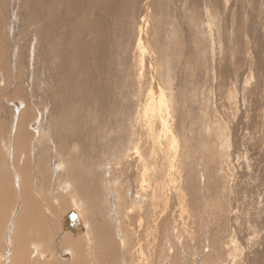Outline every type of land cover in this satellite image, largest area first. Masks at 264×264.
<instances>
[{
    "label": "rangeland",
    "instance_id": "1",
    "mask_svg": "<svg viewBox=\"0 0 264 264\" xmlns=\"http://www.w3.org/2000/svg\"><path fill=\"white\" fill-rule=\"evenodd\" d=\"M100 1L105 13L98 12L94 17L95 26L91 23V20L93 21L91 17L89 23L77 27V21H80V16L83 15L82 11L66 18L64 27L58 26L47 40L57 53L52 56L53 60H47L46 54L42 51L46 48L44 38L40 39L36 34L33 36V26L30 25L27 30L30 34L27 32V35H24L26 39L16 36L21 33L18 30L21 28V26L18 28L21 22L17 10L22 0H0V21L3 19L0 22V30L5 29V32L0 31V33L2 32L6 39L0 44L3 50L0 56V186L3 188L0 189V194L3 196L2 198L0 196V235L2 234L0 245L5 244L1 251L3 253H0V258L1 255L3 257L0 264H10L12 247L9 239L13 235L11 233L14 230V219L19 211H22V218H19L22 229L18 237L22 240L24 238L28 243L23 249L24 252L26 251L23 262L17 261V264H28L29 261L32 264L57 262L73 264L74 260H69L72 249L68 245L71 244L67 246L63 244L71 242L75 245L78 240L82 242V251L89 262L91 258L87 248L89 239L86 237V231L90 226L95 233L99 249H97L98 263L107 264L109 261L110 264V260L105 261L101 258L104 253L100 248L102 240H99L96 234L98 220L108 226H106L107 230L114 240L115 252L113 251L112 257L114 255L115 257L114 262L111 261L112 264H134V261L138 260L135 256L140 250L144 251V253L141 251V261L144 263L143 258L147 255L150 264H157L158 260L160 262L158 264H183L185 261L189 264L195 251H199V255L203 252L200 247L192 251L190 244L175 246L173 237H170L171 233L167 229L164 231L162 227H159L158 233L154 234L153 239L157 238L156 241H152V236L148 237L144 232L145 210L141 212L140 218L135 214L131 215L128 212L130 200L115 198L114 190L126 197L140 190L130 185L132 177L136 174L133 150L137 145L136 140L140 141L137 136L131 134V129L135 128L131 123L132 104L136 103L138 97L141 99L139 102H142L151 87L155 90V82L158 87L165 90L171 104L174 103L170 117L174 122L173 128L178 133L177 146L167 141L168 145L164 150H168L162 153L160 167L166 173L168 160L177 158L174 162L180 177L176 182L181 177L190 176L186 188H183L182 184L176 185L177 189H181L178 193L183 196V205L179 200L180 195L177 198L172 197L159 219H164L163 224L166 221L167 227L169 222L173 224L174 219H176L175 224L185 223L188 227L195 226L196 229L202 228L203 224L205 230L201 229V232H195V235L203 237L205 242L215 233L218 219L225 223L227 230L236 222L241 225V232L237 233L239 240L246 237L256 239L260 233L256 226L264 221V9L259 8L260 14H256L252 0H225L224 4L222 2L217 6L218 8L213 5L211 13L205 5V2L209 3L208 0H149L151 7L146 9V5L140 0L130 21V26L133 29L137 28L139 17L144 12L149 21L146 26L149 36L144 43H147L150 53L148 52L140 62L130 52L136 44V39H129L125 43V38L112 40L106 35L108 28L111 31L116 28V32L120 33L122 28L120 26L125 25L130 17V14L125 16L122 12L131 9L133 5L129 2L125 5H122L123 3L115 5L114 0ZM210 1L211 5L212 0ZM37 11L36 8H32L35 22H43L44 14H39ZM258 15L259 19H257ZM22 16H26V10L22 12ZM112 20H118L122 24L117 22L114 25ZM74 21V28L82 41V53L90 54L97 48V39H101L104 43L99 54L104 55V58L99 62H103L114 72L112 75L110 71L104 70L96 82L97 87L90 83V95H80L76 105L84 102L89 107H79L75 112L66 113L60 120L57 117V110L63 109L61 98L69 99L67 89L64 90L61 86L62 82L65 80L69 85L78 76L91 79V72L82 68L90 65L91 59L81 60L71 57L81 53H70L67 31ZM254 22L257 25L252 30L251 26ZM28 39L30 42H24ZM258 40L263 47L261 69H257L254 52ZM20 44L26 46H21L25 47L21 58L18 57ZM36 44H39V48ZM34 46L37 47L36 54L44 58L40 63L35 62L36 55L32 51L35 50ZM47 67L49 69H45ZM17 69L21 75L17 74ZM99 89L104 96L103 104L95 98ZM27 103L33 115L24 114ZM149 119L154 122L159 119V112L152 105ZM19 121L21 126L18 127ZM56 122L61 123V128L69 136L73 135L77 139L78 147L87 146L90 157L80 159L90 165L82 169L92 174L89 188L95 192L92 197L93 204L104 205L105 196L108 205H111L108 215L112 219L106 215L103 208L95 211L88 207L84 217L79 216L77 213L80 212L76 210L77 206L70 198L66 205H61L59 201L61 197L57 196L60 192L52 188L54 177L46 195L47 201L51 204L49 202L45 204L43 201L38 206H33L29 202L25 206L26 201L23 205L22 180L28 184L26 194L28 192L33 195L41 194L37 189V185L40 184V172L34 165V153L40 155L41 165L46 167L44 170L46 174L56 168L58 171L57 155L53 149L46 152L38 148L40 133L38 127L43 126L46 130L50 123ZM18 129L27 134L20 143L26 142L25 148L29 149L30 166L23 163L25 151L17 144L19 139L15 137ZM48 143L51 145L50 142ZM139 144L141 145L142 142L140 141ZM13 145L21 151L16 157L13 154ZM176 149L183 154L180 159L177 155L175 158L170 156ZM142 155L148 157L146 149L144 153L142 151ZM49 159L50 165L45 161ZM68 160L72 161L71 158ZM188 164L192 170L189 172L190 175H187ZM22 173H26L24 178V175H20ZM102 177L104 178L100 181ZM140 177L142 179V175ZM163 177L167 179L168 176L164 174ZM189 182L191 184L188 189ZM135 198L134 204L138 202L140 196L136 195ZM86 205L84 202L83 208ZM142 206L143 203L140 209L135 208L136 212L141 210ZM180 208L181 211L183 210L181 213ZM10 212L12 213L9 214ZM71 213L77 214L78 217L72 220L69 217ZM139 213L140 211L137 212ZM88 215L93 220L86 224L84 218ZM29 224L33 225L34 230L28 234ZM118 224H121L123 232L128 236V242L123 243L121 232H117ZM130 227L134 229L132 235L129 233ZM261 232L264 234V228ZM34 236L39 237L42 242L35 240ZM67 236L71 241H65ZM148 240L149 242L145 244ZM191 241L192 238L189 242ZM34 242L37 243L36 247L32 246H35ZM39 243L42 252H38ZM160 246L165 253L162 254V250L161 253L159 252ZM151 250L155 253H151ZM68 251L71 254L67 253ZM57 258L59 261L56 262ZM84 261L87 263L86 260ZM98 263L94 262V264ZM262 263L264 264V258Z\"/></svg>",
    "mask_w": 264,
    "mask_h": 264
},
{
    "label": "bare ground",
    "instance_id": "2",
    "mask_svg": "<svg viewBox=\"0 0 264 264\" xmlns=\"http://www.w3.org/2000/svg\"><path fill=\"white\" fill-rule=\"evenodd\" d=\"M109 1H112V0H109ZM114 1H115V5L122 4V3H123L122 5H125L126 3L129 2L133 5V7L129 10H124L122 12V14L125 16L130 14V17L128 18L129 21L126 20L125 25H123L122 22L119 21L122 24V26H120V27H122V28H120V33L116 32V30H115L116 28L115 29L113 28V31H111V29L108 28L106 30V32L108 34H106V35L108 37H110L112 40L125 38V43L129 39L130 40L136 39V44L132 47L130 52H132V55L136 56L139 59V61L142 62V59H144L149 52V48L147 46V43H144V42H146V38L149 36L147 34V30H146V26L149 22L148 18H147V14L144 12L145 14L143 13L142 15H140L139 20H138L139 21L138 27L133 29V27L130 26V21L133 19L134 13L136 11L135 7L140 0H114ZM142 1H143L144 5H146L145 6L146 9H147V7H151L150 6L151 3H149V0H142ZM208 1H209V3L211 2L210 0H208ZM252 1H253V4H252V2H251V4L254 6L256 14H260L259 8L264 9V0L263 1L252 0ZM100 2H101L100 0H22V4L20 3L21 6L18 7V10H17L18 17L20 16L19 21L21 22V25H18V28H19V26H21V28H19L18 30H20L21 33H20V35H16V36H19V37L20 36L24 37V35L26 36L27 32H28L27 30H29L30 25L33 26L32 27L33 29L31 28L32 32L34 33L33 36H35V34H36V37H38L40 39L44 38L46 48L42 49V51L44 54H46V57L48 58L47 60H53L52 56H54V54H56L57 52L55 51L54 48H52L48 44V41H47L48 38L54 34V31L58 28V26L64 27V25L66 23V18L74 16L75 12H78V13L80 11L83 12V15L80 16V21H77V27H79L80 25H82L84 23L85 24L89 23L91 17L93 18V21L91 20V23L95 26L94 17L97 16L98 12L100 14L102 11L105 13ZM222 2L224 4L225 0L224 1L223 0H212L211 5L209 3L207 4L206 2H205V5H206L207 10H210L209 13H211V7L214 5L216 8H218L217 6L221 5ZM105 7H107V6H105ZM32 8H36L38 10L37 13L44 14L42 17V20H44L43 22H39V23L35 22V16L32 14ZM25 10H26V16H22V12H24ZM257 19H259V15H258ZM2 21H3V19H2ZM2 21H0V22H2ZM251 21H252V19H251ZM4 22H5V20H4ZM111 22L114 25H116L118 20H112ZM255 22L251 26L252 30L256 28L257 24H255ZM74 24H75V21H74V23H72L69 26L68 31H67L68 41H69V45H70V53L71 54H74L76 52H81V53L73 55L71 57L74 59L80 58L81 60H82V58H85V59L90 58L91 59L90 65H88L86 67H82V68L87 69V71L91 72L90 73L91 79H89L88 77H85V76H78L69 85L67 84V82L65 80L62 82L61 86L64 88V90L67 89L66 92L69 94V99L66 100L65 97L61 98L63 109L61 111L57 110V117L60 120H62L64 118V115L66 113L75 112L79 107H86V106L89 107V105H87L84 102H82L80 105H76L80 95L81 96L90 95V92H91L90 83L95 84L97 87L96 82L100 79L104 70H106V72L110 71L112 75L114 72L109 67L105 66L103 62H99L100 60H103V58H104V55L101 56L99 54V50L101 49V47L103 46V43H104V42L103 43L101 42V39H97V48L94 49L93 51H91L90 54L85 53V52L82 53L83 52L82 41H81L79 33L74 28ZM5 26L6 25H4V27ZM2 27H3V25H2ZM4 30L5 29H2L0 31L5 32ZM8 31L9 30H7V32ZM109 32H110V34H109ZM128 34H129V37H128ZM7 35L9 36V34H7ZM257 35L261 36L259 34H257ZM8 36H6L7 39H8ZM29 37L30 36H28V38ZM4 39H5V36H3L1 34L0 44L2 42L4 43L6 41V39L5 40ZM23 39H26V38L24 37ZM261 39H263V38H261ZM29 40L30 39L25 40L24 42L27 43V41H29ZM123 43H124V41H123ZM38 45L39 44H36L37 47H38ZM21 46H25V45H23V44L19 45V48H18V50H19L18 57L19 58H21V53L25 50V47H26V46L25 47H21ZM37 47L34 46L35 50H32L36 55V58L35 57H33V58H35L36 63L37 62L40 63V60L41 59L43 60L44 58L39 57V54H36V50H37L36 48ZM0 50H1V48H0ZM1 52H3V50L0 51V56L2 55ZM254 52H255L256 59H257V62H256L257 69H261L262 63H263L262 59H261V56L263 53V47H262V43L260 40H258V43H256V49ZM50 57H51V59H50ZM33 68H35V65ZM40 68H41V71H43V66H41ZM45 69H49V67H47ZM38 73H39V71H38ZM17 74L21 75V73L18 72V69H17ZM98 76H99V78H98ZM17 78H19V77H17ZM155 87H156V89L154 90L153 89L154 87L150 88V86H149L148 87V88H150V90H148L149 93L146 92L147 96L144 98V100H142V102H139L141 99H139V97H138L136 99V103L132 104L133 109H132L131 123H132V125H134L135 128L133 127L134 129L133 130L131 129V134L138 137V140H140L142 142V144H141L142 146L139 144L140 141L138 142L136 140L137 145L135 146V150H133V152L135 154V159H136V162L134 164V171L136 174L132 177L130 185L132 188H134L136 190L140 188V190L138 192H133L129 197H126L125 195L120 194L116 190H114L115 191V198L120 199V200L121 199L122 200H130L128 212L131 215L135 214V215H137V217L140 218L141 212H143L145 210L146 217H144V220L142 219L145 223L144 232H145L146 236H148V237L152 236V241L154 240L153 238H155L154 234L158 233V228L162 227V228H164L163 229L164 231L167 229L169 231V233H171L170 237L171 236L173 237L172 239L174 240L175 246L177 244H179L180 246H181V244H185V245L189 246V244H190L192 251H195L196 247L202 248L203 252L200 255H199V251H195L196 253L193 255L192 260H190L191 263H189V264H263L262 260L264 258V255H263L264 254V234H262L261 230L264 228V221L261 224H259L258 226H256L260 232L257 235L256 239H253V238L249 239L246 237V238H241V240H239L237 233L241 232V230H240L241 225H238V223L236 222L235 224L231 225V227L227 230L225 227V223L222 220L218 219L216 221V225H215V233L210 238L208 237L207 242H205L203 237L195 235V232L199 233V231L201 232V229L205 230L204 229L205 227L203 224H202V228L196 229L195 226L188 227L185 223L175 224L174 222H176V219H174L173 224L171 222H169V224H168L169 226L167 227L165 225L166 221L163 224L164 219H159V217H161L160 215H163V212L168 207L169 200L172 197L177 198V196L180 195L181 198L179 199V197H178V199L182 201V205H183V199H182L183 196L180 193H178V192H180L181 189H177L176 185L182 184V187L186 188V184L190 180V176L189 177L184 176L183 178L181 177L182 179L180 178L176 182L177 178H179L180 175H178L179 171L177 170L176 163L174 162V160L177 159V158H175L176 155L179 159L181 158V156H183V154L180 153L179 151H177V149L174 150V153H172V154L170 153L171 154L170 156L172 158H175V159L174 160L173 159H170V160L167 159L168 164H167L166 169L168 171L166 173H164V171L160 167L162 164V161H161L162 153L164 151L168 150V149L164 150V147H166L168 145V143H171V145L177 146L178 133L176 132V130H174V128H173L174 122L172 121V117H170V115L172 114V109H173L172 105H174V103L171 104L172 102L170 101V98L167 96L165 90H163L162 87H158L156 82H155ZM63 95H65V93ZM93 97H95V96H93ZM95 98L98 99L100 104L104 103V96H103L101 89H99V93L96 92ZM138 102L140 103V107H139ZM150 103L159 112V119L156 122L151 121L149 119V116L151 114V105H149ZM142 104L144 106H142ZM142 107H143V109H142ZM30 111H31V108L27 103L26 108L24 109V114L30 115L29 114V113H31ZM31 115H33V114L31 113ZM17 119L19 120V115H18ZM154 123H157L159 125H155ZM19 126H21V121H19L18 127ZM54 126H55V128H54ZM38 128L40 131V133L38 135V137H39L38 148H40V150L46 151V152L52 151V149H53L54 153H56V155H57L56 156V165H58L59 168H58V171L56 168L53 172L46 174L44 171V170H46V167L41 165L40 155L36 153L37 154V156H36V154L34 153V155H35L34 165H35L36 169L40 172V179L38 178L40 180V184L38 183L39 185H37V189L42 194V197H40L41 194L33 195L32 193L30 194L29 192H28V194H26L25 190H26L28 184H25L24 181L22 180L23 184L21 185V187H22L23 205L26 201L27 202H26L25 206H27L29 202L33 206H38V204L42 203L43 201L45 202V204H46V202L50 203V201H47L46 195H47V192L49 191V189L51 188L50 182H51V180H53V177H54L55 182L52 181V188H53V190H57L56 192H60V193H58L57 196H58V198H59V196L61 197V199L59 200V201H61V205H63V204L66 205L65 203L70 201L69 200V198H70V199H72V202L75 203L74 205L77 206L76 210L80 212V213H77V214H79V216L84 217L88 207H90L92 210H95V211L103 208L104 212H106V215L109 216L108 213L110 212V209H111L110 206L111 205L110 206L108 205L105 196H104V205H101V203L93 204V201H92V197L95 194V192L90 190V188H89V183L91 182L92 174L88 170L82 169V168H88L90 165L88 162H84L80 159V158L90 157V154L87 152V146L83 145L81 147H78L77 146V139L75 137H73V135L69 136L66 133V131L61 128L60 122H56L54 124L50 123L49 128L46 127V130L43 129V126H39ZM48 135H49V138H47ZM26 136H27L26 133H24L20 129H18L15 137H17V139H19L17 141V144L21 147V149H23L25 151V153H24L25 160L23 163L29 165V164H31V160H30V156H29V149L25 148L26 142L23 144L20 143V140L25 139ZM168 140H169V142L167 143ZM48 142H50L51 145H49ZM144 149L147 150V156L148 157H146V158L144 157L145 155L144 156L142 155V151L144 153ZM170 149H171V147H170ZM75 150H76V152H74ZM19 152H21V151L17 150L14 146V150H13L14 157L20 155ZM49 155H50V159H51V153H49ZM164 155H163V157H164ZM185 155H187V154H185ZM68 158H71L72 161L69 162ZM50 159L45 160L46 163H48L49 165H50V162H49ZM178 165H179V163L177 162V166ZM149 168H150V170H148ZM187 168H188L187 169V175H188L189 172L192 170H191V166L189 164H188ZM51 169H52V167H51ZM27 172H28V170H27ZM24 174H26V173H22L20 175L23 176ZM164 174H165V176L167 174V176H168L167 179H165L163 177ZM140 175H142V179H141ZM174 175H176V177H174ZM22 176H21V179H22ZM25 176L26 175H24L23 178ZM103 178L104 177H102L100 179V181L103 180ZM4 181H6V180H4ZM175 182L177 184H175ZM180 182H182V183H180ZM189 184H191V182L188 183V189H189ZM0 189H3V188H1V186H0ZM0 193H1V191H0ZM136 195H139L140 198H139L138 202L136 204H134V202L136 201V198H135ZM0 196H1V198L3 197L2 194H0ZM4 196H6V195H4ZM72 196H73V198H71ZM37 201H39V202H37ZM84 202L87 204L85 208H83ZM141 203H143V206L141 209L142 211L139 210L140 213L137 214V212H139V211L136 212L135 208L140 209ZM178 203H179V201H178ZM48 204H47V208L49 207ZM54 205H52V206H54ZM182 205H181V207H182ZM114 207H117V205L116 206L114 205ZM181 209L182 208H180V213L183 211V210L181 211ZM46 210H48V209H46ZM37 211L40 212V210H37ZM11 213L12 212H10L9 214H11ZM17 214L18 215H17L16 219H14L15 222L13 220L14 224L12 222V224L14 226V230L12 231L11 234H13L14 236L12 235L11 238L9 239L10 240L9 244L12 247V254H11L10 259H9L10 264H14V263L17 264L18 262L19 263L23 262L25 252H26V251L24 252L23 249L26 248V245L28 243L27 241L24 240V238L22 240L21 237H18V234L20 233V230L22 229V224L20 223V220H19V218L20 219L22 218L21 217L22 211H19V213H17ZM72 214H73L74 218L76 216L78 217L77 214L71 213L69 215L70 218H71ZM43 215H45V214H43ZM219 215H221V214L219 213ZM116 216H117V214H116ZM109 217L112 219L111 216H109ZM74 218L72 220H74ZM118 218H119V216H118ZM91 220H93V218L90 215L85 216V218H84V221L86 224ZM118 222H119V220H118ZM106 226L107 225L104 222H102L101 220L96 221V227H98L97 228L98 233L96 232V234L98 236V239L102 240V243L100 242V244L103 248L102 247H100V248H101L102 252L104 253V254H102L101 258H104L105 261L110 260V264H112L111 261H113L114 257H115V255L112 257L113 251L115 250V244H114L113 238L109 234L110 232L107 230L108 226L107 227ZM12 229H13V227H12ZM29 229H27L29 231L28 234L30 232H32V230H34V227L32 224H29ZM117 232H121L123 243L128 242L129 238L126 235V233L123 232L121 224L117 225ZM133 232H134V229L132 227H130V231H129L130 235H132ZM5 233H6V231H5ZM0 236H2V234ZM250 236H252V235H250ZM3 237L5 238V236H3ZM86 237H88V239H89V245H88L89 247H87L89 249V256L91 258V260L89 262H88L87 256L82 251L83 245H82L81 241L78 240L77 243L75 245H73L71 242H68L70 240V238L68 236L65 239V241L68 243L63 244L64 246L71 244L68 246H69V248L72 249V254L70 251H68L67 253L70 252L71 257H69V260L70 261L74 260L73 264H94V262L98 263L97 258L99 257L98 256L99 253L97 254V249H98L97 248V242L95 240V233L92 232V226H90V229H88L86 231ZM34 238H35V240L37 239L38 241L42 242V240H40L39 237L36 238L34 236ZM191 238H192V241L189 242V240ZM147 239H149V238H147ZM147 239H145V240H147ZM156 239L154 241H156ZM145 242H146L145 244H147L149 242V240L145 241ZM4 245H0V253H1L2 249L5 247ZM36 245H37V243H35V246L34 245H32V246L36 247ZM41 248L42 247L39 243L38 248H37L38 252L43 251V249H41ZM35 250H36V248H35ZM148 250H150V249H148ZM161 250H162V246H160V248H159L160 253H161ZM141 251L142 250H140V252H138L137 255L134 253L136 255L135 256L136 259H138V260L134 261V264H150L147 255L145 256V258H143L144 263L141 261L142 252L144 253V251H142V252ZM128 252H130V251L128 250ZM151 253H155V251L151 250ZM163 253H165L164 250H162V254ZM174 253H176V252H174ZM42 256H44V255H42ZM54 256H56V254H54ZM4 257H5V255H4ZM2 258L3 257L1 255L0 260ZM59 258L56 259V262L59 261L58 260ZM84 258H86V259H84ZM151 258H153V257H151ZM45 259H47V258L45 257ZM26 260H27V258H26ZM62 260H63V258H62ZM84 260H86L87 263H84L85 262ZM29 262H28V264H29ZM108 263H109V261H107V264ZM158 263H160L159 260L157 261V264ZM34 264H37V263H34ZM41 264H53V263H41ZM56 264H62V263L57 262ZM104 264H106V263L104 262Z\"/></svg>",
    "mask_w": 264,
    "mask_h": 264
},
{
    "label": "water",
    "instance_id": "3",
    "mask_svg": "<svg viewBox=\"0 0 264 264\" xmlns=\"http://www.w3.org/2000/svg\"><path fill=\"white\" fill-rule=\"evenodd\" d=\"M74 218V216H73V214L71 215V219H73Z\"/></svg>",
    "mask_w": 264,
    "mask_h": 264
}]
</instances>
